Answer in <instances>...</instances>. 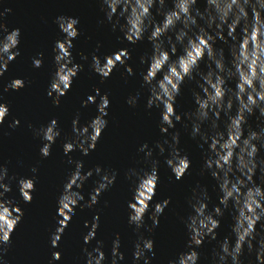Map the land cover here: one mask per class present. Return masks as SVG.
Listing matches in <instances>:
<instances>
[{
    "label": "clouds",
    "instance_id": "clouds-1",
    "mask_svg": "<svg viewBox=\"0 0 264 264\" xmlns=\"http://www.w3.org/2000/svg\"><path fill=\"white\" fill-rule=\"evenodd\" d=\"M101 11L111 24L112 31L119 30L130 44L145 40L150 42V54L140 58V63L147 65L141 73L142 87L148 91L147 107H156L161 111L160 129L165 136L170 129H175L177 122L184 116V127L191 128L193 139L199 138L200 146L207 145L204 153L203 173H208L216 180L219 188V203L209 209L210 196L206 187L199 184L192 189L188 199L191 214L184 220L189 241L186 252L169 264H198L200 254L196 250L208 238L217 240V229L225 211L232 215V236L219 241L214 251L213 264H245L243 257L255 254V260L248 259L247 264H264V0H204L201 9L199 0H172V7L167 0H99ZM153 8L162 17L157 20ZM11 7L0 5V78L7 71L8 65L19 55L21 30H9L6 22L12 13ZM55 23L63 33V39L53 47L56 71L53 73L47 95L53 98V104L59 107L61 97L72 88L74 78L84 65L75 63L72 50L73 41L80 35L77 25L79 19L59 16ZM99 47L97 48V51ZM44 53L33 57V67H43ZM175 56V59L173 57ZM83 60L88 57L81 54ZM128 49H121L104 57L93 53L90 68L103 80H107L114 69L125 66L130 60ZM206 62L207 71L201 70V62ZM128 76L135 75L131 66L125 68ZM186 81H195L199 91H193L195 109L186 114H177L175 103ZM232 82L235 86H232ZM26 87L24 79H13L3 91H19ZM95 95H89L82 106L90 103L97 105V116L84 126L80 125L77 113L72 121L74 136L63 144L65 155L80 150L87 156L97 147L105 128L108 127V94L101 95L100 89ZM99 97V101L97 98ZM141 93L130 96L127 103L135 107ZM2 99V96H0ZM10 109L6 103H0V125L5 122ZM255 116L256 127L249 123V117ZM223 122V126L221 124ZM20 124L15 119L10 127ZM35 135L45 143L40 149L41 155H51L52 145L62 135L57 119H52L46 126L34 128ZM180 133L173 132L170 139L165 138L155 145L163 156L168 151L165 163L171 169L176 180H181L188 172L191 161L179 148ZM167 146V148H166ZM139 152L144 153L145 168H131L127 179L132 185V200L128 203V223L135 226L138 239L134 246V260L137 264H151L155 256V242L146 237L142 229L151 232L159 225V217L171 203V199L157 203L151 212L152 226L146 228L145 216L156 195L159 183V160L153 159L154 149L147 143ZM75 168L66 180L58 197V227L51 235V246L59 247L63 233L69 226L75 209L93 208L99 204L100 196L116 182L117 173L105 170L101 166L84 171L82 160L69 159ZM32 173L38 168L33 167ZM260 173L261 183L256 182ZM100 177L96 187L86 203L81 189L93 175ZM12 181L17 186L24 203L33 201L36 178L9 176L6 165L0 164V264H8L5 259L12 244V234L24 217L23 209L13 199L7 197L12 191ZM90 230L84 236L85 244L96 239L100 227V216H94L91 223L85 222ZM103 242L91 250L83 249L86 264H105L107 259L102 250ZM119 234L113 242L111 264H119L124 259L120 251ZM60 252L52 254V260L61 259Z\"/></svg>",
    "mask_w": 264,
    "mask_h": 264
},
{
    "label": "water",
    "instance_id": "water-1",
    "mask_svg": "<svg viewBox=\"0 0 264 264\" xmlns=\"http://www.w3.org/2000/svg\"><path fill=\"white\" fill-rule=\"evenodd\" d=\"M0 5L13 9L6 20L9 30H21L20 55L8 65L4 76L0 78V103H6L10 109L5 122L0 125V164L8 167L10 177L15 175L18 178H36V190L32 193L34 199L31 203H24L17 181H12V191L7 193V197L15 200L24 211L23 220L11 237L12 244L5 257L8 264H86L83 249L87 247L91 250L97 245V241L103 242L102 250L107 257L105 264H111L112 247L117 234L121 241L120 251L124 254V259L119 264H137L133 253L138 233L135 226L128 223L132 185L127 179V172L131 168L148 167L144 163L145 154L138 151L145 143L154 149L153 159L160 162L156 195L151 201L149 213L145 216L146 228L152 226L150 216L155 205L171 199V203L159 217V225L151 232L141 230L155 242V256L148 254L151 264H169L180 253L188 251L189 234L184 220L192 211L188 203L192 189L197 184L207 188L210 210L218 205L220 193L216 180L208 173L202 174L204 153L208 146L204 145L202 148L199 138H192L190 126L187 129L184 127L187 117L184 116L182 122H177L175 129H170L165 136L160 129V109L147 107L149 94L142 87L141 77L147 65L140 63V58L150 54L152 49L147 34L145 40L135 45L130 44L123 38L122 32L112 31L105 13L101 11L99 0H0ZM167 6L172 7V0H167ZM198 6L203 9L204 0H199ZM152 11L158 21L162 19L156 8ZM61 15L79 19L77 27L80 35L73 41L75 46L72 54L75 63L83 64L84 68L74 78L71 90L61 97L60 106L56 107L47 91L56 71L53 47L57 40L63 39V33L55 23L56 18ZM121 49H128L132 58L125 66L118 65L111 76L102 81L90 68L93 53L103 61L104 57ZM39 53H44V64L41 68H35L33 57H37ZM81 54L88 59L83 60ZM127 66L133 68L135 75L126 74ZM200 67L207 71L206 62L202 61ZM13 79H24L26 87L19 91H3ZM232 86H235L234 82ZM97 88L101 95L108 94L110 99L106 117L108 127L104 129L96 149L89 155H83L80 150L65 155L63 144L74 136L72 121L77 113L81 126L89 123L98 114L96 104L82 106L89 95L96 94ZM194 90L199 91L195 81H186L182 85L181 94L175 103L177 114H186L195 109ZM137 92L141 93V97L133 107L127 100ZM54 118L58 120L62 135L52 145L51 155L44 158L40 149L45 141L35 135L29 124L39 128L46 126ZM15 119L20 124L12 128L10 125ZM249 123L255 128L256 117H249ZM221 124L223 126V122ZM173 132L180 133L179 148L191 161L188 172L181 180L175 179L165 163L168 151L161 156L159 149L155 148L158 141L170 139ZM70 158L82 160L85 172L101 166L105 170L115 171L117 178L115 184L100 196L99 204L93 208L75 209V215L63 233L59 247L53 248L51 235L58 227L57 221L62 219L58 216V197L75 168L74 164L68 162ZM33 167L38 168L35 174L31 171ZM99 179L94 174L85 182L81 189L85 201L81 203L90 199ZM255 179L258 184L261 183L259 172ZM97 214L100 216V227L96 239L91 244H85L84 236L90 230L85 227V222L91 223ZM220 220L217 240L208 238L196 249L200 254L198 264H213L214 251L218 249L219 241L232 236L231 212L226 210ZM54 252L62 254L60 260H52ZM243 259L247 264L248 259L255 260V254L251 257L246 255Z\"/></svg>",
    "mask_w": 264,
    "mask_h": 264
}]
</instances>
